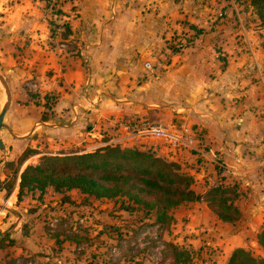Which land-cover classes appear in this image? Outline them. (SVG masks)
I'll list each match as a JSON object with an SVG mask.
<instances>
[{
    "label": "crops",
    "instance_id": "0c3cea01",
    "mask_svg": "<svg viewBox=\"0 0 264 264\" xmlns=\"http://www.w3.org/2000/svg\"><path fill=\"white\" fill-rule=\"evenodd\" d=\"M17 1L20 0H0V15L7 14L0 16V20L12 23L14 32L19 31L22 19L12 13L13 8L20 10L22 16L29 12L33 17L26 19L29 24L25 26V34H29L32 24L34 36L45 39L48 35H41L37 30L41 28L49 34L51 17L50 21L61 27L66 24L70 32L64 37L66 43L57 45L56 60L53 55L48 59L50 53L43 52L47 59L42 70L44 77L40 79L44 82L37 89L41 95L44 93V101L33 98L38 94L31 90L35 85L30 86L29 92H19L21 100L17 97L11 100L4 118L6 127L2 128L9 136L3 138L0 131L5 154L20 158L27 150H33L37 154L30 159L38 163L43 156L86 154L107 146L130 148L134 145L142 151L151 150L157 157L178 164L192 177L196 175V180L202 183L201 203H190L187 211L182 209L184 206L180 209L186 212L187 219L198 218L202 222V264H228L237 249L254 252L252 248L261 247L258 243V233L264 230V59L261 52H258L261 62L257 67L247 52L164 51V42L172 36L170 31L175 25L185 22L202 29V23L212 21V18H202V12L211 5L209 0L206 3L205 0H52V6L60 11L52 16L45 0H21L19 4ZM217 3L213 7L220 8L221 4ZM247 35L251 38L249 31ZM223 37L222 31H215L206 40L214 49ZM68 48L76 52H69ZM148 63L151 70L145 67ZM49 68L56 73L50 85L45 79ZM11 75L20 86V77L14 72ZM52 88L57 91L56 99L51 109H47L45 100ZM135 121L164 125L192 136L195 145L201 147L197 149L204 153L200 154L202 162L193 155L198 153L189 148H173L161 142L148 145L145 138H131L122 124ZM36 133L44 136L45 143L50 141L49 149L70 153L42 152L36 140L28 138ZM214 156L224 164L222 174L217 170ZM24 165L20 167L14 192L4 198L10 199L7 205H14L18 211L21 206L17 202L25 199L43 202L47 194L39 199L38 192L25 193L19 199L21 174L29 166ZM3 170L0 166V174ZM221 178L238 184L241 190L237 205L245 220L235 233L223 228L228 223L218 219L204 200ZM12 213L19 221L17 226L15 223L18 230L25 214ZM189 243L196 247L198 242ZM21 246H27L31 252L37 249L28 239ZM211 248L216 251L215 258L207 254L212 253ZM261 248L252 255L264 264Z\"/></svg>",
    "mask_w": 264,
    "mask_h": 264
},
{
    "label": "rangeland",
    "instance_id": "374dc122",
    "mask_svg": "<svg viewBox=\"0 0 264 264\" xmlns=\"http://www.w3.org/2000/svg\"><path fill=\"white\" fill-rule=\"evenodd\" d=\"M45 1V6L51 9V16L60 14L57 7L52 6L54 4L52 0ZM208 2L211 5L202 12V18H212V21L209 24L202 23V29L191 27L185 22L175 25L170 31L172 36L164 42L166 47L164 51L168 49L174 53L247 52L259 67L258 63L261 61L258 52H261V59H264V25L250 0H209ZM216 2L221 4L220 8L213 7ZM16 9L13 8L12 13L22 19L19 31L12 30L14 26L12 23L9 25L7 21L0 20V76L7 86L0 82V113L9 101H13V97L21 100L22 96H19V92H29L30 86L33 85L36 88L31 90L40 94L33 98L37 102L43 100L44 93L41 95L37 89L41 88L40 85L44 82L40 79V76L44 77L45 71L42 70L44 59H47L43 52L50 53L48 59H51L53 55L56 60L55 49L58 44L66 43L64 37L70 32L66 24L61 27L54 20L50 21L51 17L48 20L51 31L49 34L41 28L37 30V33L39 31L41 35L45 33L48 35L45 39L34 36L35 29L32 24L29 34H25L27 30L25 26L29 24H26V19H33V17L29 12L23 13L22 16L21 11H16ZM17 18L14 20H18ZM215 31H222L224 37L219 39V43H226L227 46L217 42L214 49L210 48L208 45L210 41L206 40V36ZM246 31L251 33V38ZM70 40H67L69 44ZM67 50L76 52V49L68 48ZM49 64L52 66V63ZM40 70L43 72L41 75ZM12 72L20 77L18 80L20 86L12 78ZM24 72L27 74L26 77L23 75ZM46 73L48 75L45 79L50 85V79L56 73L50 68ZM50 90V97L45 100L47 109H51L56 99L54 94L57 91L54 88ZM2 134L3 138L9 136L5 129H2ZM28 138L35 139V144L44 153H70L64 150L49 149L50 141L45 143L44 136L41 137L38 133L34 136L30 134ZM144 138L148 145L161 142L165 146H171L163 139ZM130 148L137 147L133 145ZM193 155H196V158L202 162L200 154ZM35 164L37 161L32 158L26 162L24 167ZM0 166L4 168L3 173L0 174V264H10V261L14 264H175L173 248L190 255L189 263L185 262L186 257H182L180 264H202L204 257L202 254L204 249L201 246L202 222L198 218L187 219L185 212L190 203H201V201L183 203L172 209L169 211L170 219L161 224L157 222V212L145 210L125 198L97 200L94 197L83 195L78 190H74L69 195L68 193L58 195L50 189L43 202L31 199L17 202V205L21 206L18 211L14 205H7L10 199L4 200V198L13 193L17 187L20 172L19 158L9 153L6 155L5 151L0 150ZM181 171L193 178L192 188L196 194L200 195L202 183L199 179L196 180L198 177L196 175L192 177L189 172ZM13 204L16 202L13 201ZM181 207L186 208L185 211H181ZM24 210H27L26 213ZM12 212H18L21 216L25 214L18 230H16L15 223L17 226L19 221ZM212 212L215 214L213 210ZM244 220L245 216L242 215L241 220L233 224L228 223L223 228L235 233L243 227ZM185 234H187L186 237ZM25 239L31 240L38 251L36 249V252H31L26 248L27 246H21ZM188 240L198 242L196 247ZM260 248L257 246L252 248L254 252L251 250L249 252L256 255ZM211 251L212 253L207 254L210 258H215L213 253L215 254L216 251L212 248Z\"/></svg>",
    "mask_w": 264,
    "mask_h": 264
},
{
    "label": "trees",
    "instance_id": "16d2710c",
    "mask_svg": "<svg viewBox=\"0 0 264 264\" xmlns=\"http://www.w3.org/2000/svg\"><path fill=\"white\" fill-rule=\"evenodd\" d=\"M250 3L264 25V0H250ZM36 154L33 150H27L19 158V168ZM181 170L178 164L157 157L151 150L119 146L64 157L43 156L36 165L27 166L21 174L19 199L25 193L36 192L42 199L48 189L60 195L78 190L97 200L125 198L145 210L157 212V222L161 224L170 219L169 211L172 209L183 203L202 201V196L192 188L193 178ZM217 170L223 173V170ZM240 197L238 184L221 178L204 200L218 219L233 224L242 217L237 205ZM258 243L264 249V230L258 234ZM173 249L175 264H180L182 257H186L187 263L191 261L189 254ZM262 262L249 251L237 249L228 264Z\"/></svg>",
    "mask_w": 264,
    "mask_h": 264
},
{
    "label": "built area",
    "instance_id": "2783aa9c",
    "mask_svg": "<svg viewBox=\"0 0 264 264\" xmlns=\"http://www.w3.org/2000/svg\"><path fill=\"white\" fill-rule=\"evenodd\" d=\"M146 69L151 70V64H146ZM126 133L131 135V138L139 137V138H157L165 140L169 145L178 148H189L192 151L197 152L198 154L203 155L204 153L198 149L200 147L195 145V140L192 136L177 131L176 129L166 127L160 124H150L148 122L143 121H135V122H126L122 124ZM120 144V143H119ZM198 147V149H197ZM214 163L216 167L220 170H224V164L217 160L214 156Z\"/></svg>",
    "mask_w": 264,
    "mask_h": 264
},
{
    "label": "water",
    "instance_id": "95a60500",
    "mask_svg": "<svg viewBox=\"0 0 264 264\" xmlns=\"http://www.w3.org/2000/svg\"><path fill=\"white\" fill-rule=\"evenodd\" d=\"M0 82L4 86H6V82L4 81V79L1 76H0ZM9 105H10V101L8 102V104L3 108L2 112L0 113V131L2 130V128L6 127V125L4 124V118H5V115L8 111ZM0 150H3V151L5 150V146L2 143L1 139H0Z\"/></svg>",
    "mask_w": 264,
    "mask_h": 264
}]
</instances>
